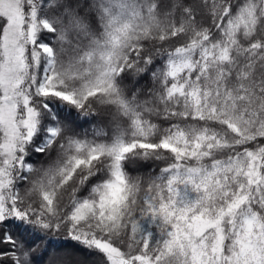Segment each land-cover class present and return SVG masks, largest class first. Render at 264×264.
Segmentation results:
<instances>
[{
  "label": "snow or ice",
  "instance_id": "1",
  "mask_svg": "<svg viewBox=\"0 0 264 264\" xmlns=\"http://www.w3.org/2000/svg\"><path fill=\"white\" fill-rule=\"evenodd\" d=\"M0 264H264V0H0Z\"/></svg>",
  "mask_w": 264,
  "mask_h": 264
},
{
  "label": "trees",
  "instance_id": "2",
  "mask_svg": "<svg viewBox=\"0 0 264 264\" xmlns=\"http://www.w3.org/2000/svg\"><path fill=\"white\" fill-rule=\"evenodd\" d=\"M42 159H43L42 156H36V157H35V160H36L37 162L41 161ZM68 243H71V241H68Z\"/></svg>",
  "mask_w": 264,
  "mask_h": 264
}]
</instances>
